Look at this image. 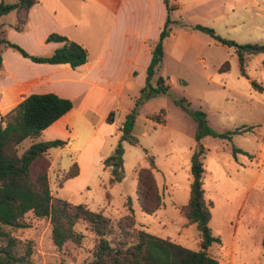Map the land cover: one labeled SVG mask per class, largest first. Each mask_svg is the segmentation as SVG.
I'll return each mask as SVG.
<instances>
[{
	"label": "rangeland",
	"instance_id": "1",
	"mask_svg": "<svg viewBox=\"0 0 264 264\" xmlns=\"http://www.w3.org/2000/svg\"><path fill=\"white\" fill-rule=\"evenodd\" d=\"M171 18L176 22L171 25L170 34L163 40V61L159 73L151 80V84L156 85L158 77L162 75L169 90L147 99L139 107L134 134L140 143L124 146V181L116 185L110 184L109 171L99 163L97 155L91 167L83 169L78 180H67L66 175L74 163L71 165L70 158L65 157L62 167L58 163L52 166L53 160H59L55 153L58 148L53 147L54 151L47 153L51 162L49 178L52 193L55 197L74 204L86 203L92 210H102L111 217L114 230L108 238L113 241L119 239L121 231L117 223L128 213L126 200L131 197L136 219L135 226L129 229L132 235L137 230L144 229L199 250L200 231L197 226H191L188 235L185 233L182 223L186 218L179 208L190 198L191 156L197 131L196 120L177 103L186 98L191 109L207 113L208 125L217 133L243 125L254 126L253 132L234 135L231 140L213 135L202 138L207 150L204 157L207 171L204 188L206 199L214 203L210 223L213 233L220 236L228 246V254L224 251L225 247L218 244H214L209 253L221 258L223 264L231 261L235 264H264L263 215L253 211L251 215H245V220L237 225L236 209L247 194L253 197L256 193L249 192L250 184L255 178L258 186L260 182L264 183V91L255 90L251 81L240 74L238 57L233 48L217 44L206 32L193 29L194 25L202 24L212 27L220 36L238 43L264 44V0H182L181 9H173ZM14 23V11L0 18L7 39L35 55L50 52L45 41H36V38L26 32L15 30ZM1 55L6 69L11 67L22 73L30 72L25 58L13 48L5 46ZM225 61H229L231 67L228 71L221 72L220 67ZM1 70L0 68V88L3 91L9 86V81ZM247 72L252 80L264 86V54L249 57ZM127 92L126 90L124 93L123 102L129 101L134 107L136 101H131ZM129 93L130 96L140 97L141 88L135 84ZM162 108L166 111V125L147 118ZM32 141L26 140L21 149L28 147ZM236 147L251 152L256 161L251 162L248 154L239 153L237 160L233 152ZM145 148L148 156H154L157 167L155 178L163 194L164 204L155 214L145 213L136 198V169L150 166ZM105 188L108 189L106 192ZM246 212L247 210L244 211ZM24 221L29 227L8 229L12 235L32 243L35 250L32 264H84L92 260L96 237L87 229L85 222L81 221L76 225V230L85 235L82 243L69 241L59 249L52 239L49 218H39L30 212L26 214ZM126 237L127 240L131 239L130 236Z\"/></svg>",
	"mask_w": 264,
	"mask_h": 264
},
{
	"label": "trees",
	"instance_id": "2",
	"mask_svg": "<svg viewBox=\"0 0 264 264\" xmlns=\"http://www.w3.org/2000/svg\"><path fill=\"white\" fill-rule=\"evenodd\" d=\"M40 0H0V17L15 11L17 20L15 28L19 31L28 19L31 8ZM168 15L160 39L152 47V59L147 71L146 85L141 89V95L135 106L128 112L121 127V135L113 152L104 160L105 168L110 170V184L121 182L125 176V147L124 143L138 145L139 138L134 134V127L139 107L147 99L165 94L169 90L166 79L160 75L156 85L151 84L152 78L159 73L164 57L163 40L170 34L172 24L176 21L171 18V12L176 9L171 0H164ZM193 29L210 35L217 44L234 49L239 61L240 74L249 78L247 63L250 56L264 54V44L258 42L238 43L235 40L224 38L217 34L215 29L202 24L193 26ZM46 42L62 43L51 55L31 54L21 45L10 41L6 37V30L0 25V66L3 65V46L18 51L22 56L37 63L69 64L72 68L88 61V50L65 35L53 32ZM231 67L225 61L220 67L221 72ZM254 89L264 91V86L256 80H251ZM177 103L190 114L197 122L195 147L191 156L192 182L190 198L180 208L183 216L189 223H195L201 234L200 249L193 250L170 238L152 234L144 229L135 234L129 231L136 224L132 198L126 200L128 213L123 215L117 223L121 231L119 239L113 241L108 238L113 233L114 223L111 217L101 211H94L86 203L74 204L52 193L49 168L50 160L47 153L51 148L63 147L67 144L63 139L38 140L42 132L66 114L73 107V101L62 97L55 92L32 93L16 104L4 116L5 126L0 127V264H32L34 246L12 235L8 228L29 227L24 221L26 214L32 212L36 217L49 218L52 225V239L57 248L62 249L67 242L81 244L84 234L76 230V225L83 221L87 229L95 234L96 244L92 260L84 264H219V260L209 253L214 244H221L222 239L213 233L211 228L212 200L206 199L204 178L206 167L204 157L206 147L202 138L206 135L219 136L231 140L236 134L253 131L254 126H241L226 132L217 133L208 125L207 113L203 110H193L186 98ZM114 112L107 118L114 121ZM147 118L159 124H166V111L162 108L158 113H152ZM33 140L28 147L21 149L22 144ZM146 158L150 166H141L137 172V201L147 214H155L164 204L163 194L159 188L155 170H157L154 156ZM234 154H249L236 147ZM79 166L74 163L68 171L67 180L79 174ZM125 236V237H123ZM126 236L131 239L127 240ZM264 246V238L262 239Z\"/></svg>",
	"mask_w": 264,
	"mask_h": 264
},
{
	"label": "crops",
	"instance_id": "3",
	"mask_svg": "<svg viewBox=\"0 0 264 264\" xmlns=\"http://www.w3.org/2000/svg\"><path fill=\"white\" fill-rule=\"evenodd\" d=\"M171 3L181 9L182 0H171ZM167 15L164 0H40L31 8L23 30L19 31L15 28V12V30L26 32L36 41H45L50 47V52L45 56L51 55L62 45L60 42H46V38L56 31L82 44L88 50V61L74 69L69 64L37 63L23 56L30 72L22 73L11 67L6 69L3 59L0 68L9 86L3 91L0 88V127L5 126L2 116L24 97L32 93L55 92L71 99L73 107L38 138L44 136L41 140L67 141L63 147H57L55 153L59 160H53L52 166L58 163L62 167L64 158H70L71 165L76 162L79 166V174L73 178L78 180L83 169H89L97 155L99 163L108 169L104 166V160L117 145L125 116L134 105L129 101L123 102L124 93L128 91L131 101L139 98V95L130 96L129 90H133L135 84L141 89L145 86L152 47L160 38ZM248 79L252 80L251 77ZM111 112L115 116L110 123L107 118ZM126 144L129 143L125 142L124 146ZM51 151L54 150L51 148ZM246 152L250 161L255 162L254 155ZM235 158L239 159L237 156ZM64 171L67 172L66 169ZM257 182L255 178L249 187L250 193L256 192L253 197L247 194L236 208L237 225L255 211L264 217V183L262 181L258 186ZM104 190L106 192L108 189ZM182 224L187 235L191 226H197L187 219ZM262 233L264 235V229ZM218 245L224 246L228 254L227 244L222 241ZM217 259L219 264H223L221 258ZM228 264L235 263L231 261Z\"/></svg>",
	"mask_w": 264,
	"mask_h": 264
}]
</instances>
